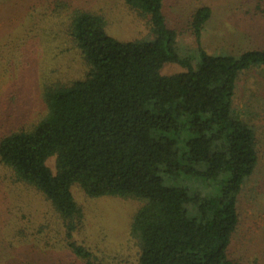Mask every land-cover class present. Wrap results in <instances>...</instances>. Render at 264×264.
<instances>
[{"label":"trees","instance_id":"16d2710c","mask_svg":"<svg viewBox=\"0 0 264 264\" xmlns=\"http://www.w3.org/2000/svg\"><path fill=\"white\" fill-rule=\"evenodd\" d=\"M124 1L148 16L151 38L120 41L99 14L70 10L66 31L87 71L44 88L45 115L0 139V163L48 201L82 264L103 263L73 239L81 218L74 184L88 197L141 202L129 229L137 264H237L228 256L237 199L257 152L255 132L232 100L240 74L264 69V48L205 51L211 9L201 5L187 23L195 48L180 53L163 0ZM166 63L184 70L162 75ZM185 176L212 191H191L179 183Z\"/></svg>","mask_w":264,"mask_h":264},{"label":"rangeland","instance_id":"374dc122","mask_svg":"<svg viewBox=\"0 0 264 264\" xmlns=\"http://www.w3.org/2000/svg\"><path fill=\"white\" fill-rule=\"evenodd\" d=\"M201 5L211 9L201 34L205 51L239 54L264 48V0H163L166 24L177 33L180 53L195 48L187 23ZM73 9L102 16L106 32L120 41L152 36L148 16L124 0H0V139L29 129L45 115L46 86L84 77L87 66L66 31ZM183 70L166 63L160 73ZM232 107L255 132L257 164L238 195L239 223L228 256L237 264H264V69L239 75ZM46 164L54 172V157ZM179 183L202 194L213 189L186 176ZM71 191L81 216L74 241L103 264H137L138 245L129 229L141 202L88 197L75 184ZM0 264H82L66 246L61 220L48 201L15 182L1 163Z\"/></svg>","mask_w":264,"mask_h":264}]
</instances>
